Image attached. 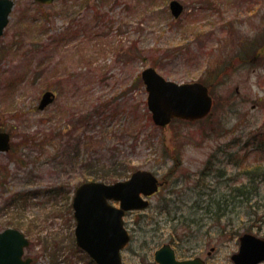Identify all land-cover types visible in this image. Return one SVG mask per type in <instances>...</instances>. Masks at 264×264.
Segmentation results:
<instances>
[{"label":"rangeland","instance_id":"rangeland-1","mask_svg":"<svg viewBox=\"0 0 264 264\" xmlns=\"http://www.w3.org/2000/svg\"><path fill=\"white\" fill-rule=\"evenodd\" d=\"M180 1L174 18L169 0H14L0 36V130L11 136L0 230L24 233L31 264H96L75 242V187L135 169L161 186L124 217L123 264H158L164 243L234 264L241 234L264 236V180L248 184L264 165V0ZM149 65L207 85L211 115L155 125L138 78ZM47 89L55 98L39 109Z\"/></svg>","mask_w":264,"mask_h":264},{"label":"water","instance_id":"water-1","mask_svg":"<svg viewBox=\"0 0 264 264\" xmlns=\"http://www.w3.org/2000/svg\"><path fill=\"white\" fill-rule=\"evenodd\" d=\"M49 3L52 0H36ZM13 0H0V35L8 22ZM172 15L177 18L183 11L179 0L169 4ZM147 91V105L152 112L155 124L164 126L173 117L198 119L211 109L212 98L207 86L199 81L177 83L165 79L153 67L141 72ZM54 98V93L46 90L41 97L39 108L43 109ZM7 132L0 131V151L10 147ZM158 188V179L150 171L136 170L123 181L106 184L100 181L81 183L75 190L72 206L76 218L75 237L77 244L84 249L97 264H122L120 249L129 239L123 227L122 216L125 210L144 208L150 195ZM108 199L118 200L114 206ZM238 252L231 258L235 264H256L264 259V237L245 233L239 238ZM28 244L25 236L15 228L0 231V264H30L31 258H22L23 248ZM160 264H203L198 259L176 260L174 251L164 245L155 252Z\"/></svg>","mask_w":264,"mask_h":264},{"label":"trees","instance_id":"trees-1","mask_svg":"<svg viewBox=\"0 0 264 264\" xmlns=\"http://www.w3.org/2000/svg\"><path fill=\"white\" fill-rule=\"evenodd\" d=\"M138 78H139V76H138ZM137 78V79H138ZM139 80V79H138ZM253 172H256V175H254L249 181H248V184L249 185H252L253 186V184H254V178H258V177H260V180H264V165H262V164H257V165H255L254 167H253ZM256 176V177H255ZM260 182V181H259ZM248 184L246 185V187L248 186ZM254 188V186L252 187V189ZM242 189V188H241ZM250 189H248V191H249ZM241 193H242V195L244 196V197H248L247 196V192H244V190H241ZM243 200V199H242ZM256 205H257V207L258 206H260L259 204H258V202H256ZM248 206H254V204H248Z\"/></svg>","mask_w":264,"mask_h":264},{"label":"flooded vegetation","instance_id":"flooded-vegetation-1","mask_svg":"<svg viewBox=\"0 0 264 264\" xmlns=\"http://www.w3.org/2000/svg\"><path fill=\"white\" fill-rule=\"evenodd\" d=\"M130 232V231H129ZM171 245H173L172 243H170ZM173 247V246H172ZM174 248V250H175V252H176V249H177V247H176V245H175V247H173ZM177 254V253H176ZM176 257L177 258H179V259H184V258H182V257H179V256H177L176 255ZM185 258H192V257H185Z\"/></svg>","mask_w":264,"mask_h":264}]
</instances>
